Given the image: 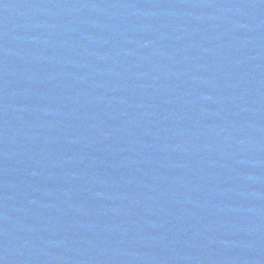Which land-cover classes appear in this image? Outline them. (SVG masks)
Segmentation results:
<instances>
[{
    "label": "water",
    "instance_id": "water-1",
    "mask_svg": "<svg viewBox=\"0 0 264 264\" xmlns=\"http://www.w3.org/2000/svg\"><path fill=\"white\" fill-rule=\"evenodd\" d=\"M0 264H264V0H0Z\"/></svg>",
    "mask_w": 264,
    "mask_h": 264
}]
</instances>
